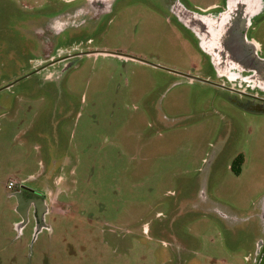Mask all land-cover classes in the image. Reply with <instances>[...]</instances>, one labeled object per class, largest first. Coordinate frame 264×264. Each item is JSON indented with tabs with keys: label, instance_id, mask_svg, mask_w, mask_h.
<instances>
[{
	"label": "rangeland",
	"instance_id": "1",
	"mask_svg": "<svg viewBox=\"0 0 264 264\" xmlns=\"http://www.w3.org/2000/svg\"><path fill=\"white\" fill-rule=\"evenodd\" d=\"M259 1L247 36L264 58ZM226 2L0 0V264L253 263L264 113L217 87L233 85L180 19ZM48 49L70 58L23 78ZM9 181L44 217L25 222Z\"/></svg>",
	"mask_w": 264,
	"mask_h": 264
},
{
	"label": "water",
	"instance_id": "2",
	"mask_svg": "<svg viewBox=\"0 0 264 264\" xmlns=\"http://www.w3.org/2000/svg\"><path fill=\"white\" fill-rule=\"evenodd\" d=\"M89 4V10L92 12L100 11V4H95V1ZM261 9L259 0H227L224 10L216 16L195 17L183 13L180 19H188L200 35L201 49L208 54L217 78L224 79L228 84L239 88L244 86L252 91L258 89L264 93V58L258 56V45L247 37L251 19L260 13ZM100 54L123 56L108 52H100ZM33 73L36 71L23 78ZM176 74L190 80L208 83L189 75ZM217 87L229 90L222 85ZM249 110L264 113L263 106L251 107ZM23 218L25 219L24 216Z\"/></svg>",
	"mask_w": 264,
	"mask_h": 264
},
{
	"label": "flooded vegetation",
	"instance_id": "3",
	"mask_svg": "<svg viewBox=\"0 0 264 264\" xmlns=\"http://www.w3.org/2000/svg\"><path fill=\"white\" fill-rule=\"evenodd\" d=\"M49 50L50 49L45 50L46 52L44 51V53H43V55L47 56V58L51 54V52L49 54ZM82 55H84V53ZM86 55H90V53H86ZM68 58H70V57H62V56H59L56 58L50 57V59L48 58L47 60L45 58H43L45 60L41 61V63L38 64V66L36 68L34 67L30 73L35 72V71H36V73H40L46 69H49L50 66L56 67V66L62 64L63 62L67 61ZM30 73H28V74H30ZM36 73H33V74H36ZM222 86L229 89L228 91H231L233 94L240 96L242 100H246V101L248 100L246 102L248 109H250L251 107H257V106H263L264 107V97L263 96H260L259 94L248 93L245 91L242 92L241 90L235 89L234 85H233V87L226 86L225 82H223ZM252 264H264V240L259 241L258 246L256 248L255 259H254Z\"/></svg>",
	"mask_w": 264,
	"mask_h": 264
},
{
	"label": "crops",
	"instance_id": "4",
	"mask_svg": "<svg viewBox=\"0 0 264 264\" xmlns=\"http://www.w3.org/2000/svg\"><path fill=\"white\" fill-rule=\"evenodd\" d=\"M25 195H28L26 201H24L25 197H23ZM12 196L18 201L15 210L18 214L22 215V217H25V222H27L31 211L34 212L37 219L41 218L42 216L44 217V215L47 213V201L45 198L41 196V193L39 194L38 192L31 190L25 185H23V187L20 189H16Z\"/></svg>",
	"mask_w": 264,
	"mask_h": 264
},
{
	"label": "built area",
	"instance_id": "5",
	"mask_svg": "<svg viewBox=\"0 0 264 264\" xmlns=\"http://www.w3.org/2000/svg\"><path fill=\"white\" fill-rule=\"evenodd\" d=\"M23 185H25V182L16 183V182H13V181H9L8 184L6 185V189L8 191H15L16 189L22 188Z\"/></svg>",
	"mask_w": 264,
	"mask_h": 264
}]
</instances>
